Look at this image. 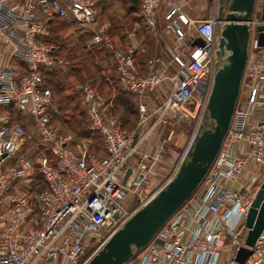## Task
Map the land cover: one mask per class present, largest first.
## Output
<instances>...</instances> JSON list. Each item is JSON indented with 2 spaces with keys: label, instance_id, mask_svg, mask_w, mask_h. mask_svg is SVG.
Instances as JSON below:
<instances>
[{
  "label": "built area",
  "instance_id": "obj_1",
  "mask_svg": "<svg viewBox=\"0 0 264 264\" xmlns=\"http://www.w3.org/2000/svg\"><path fill=\"white\" fill-rule=\"evenodd\" d=\"M162 1L169 0H138L148 26H155ZM260 10L249 24L240 91L221 146L196 189L131 257L135 264H221L225 251L230 263L245 245V216L264 179V45L255 29L264 23ZM96 12L94 0H0V34L9 50L8 61L0 64V264H85L152 196L146 197L141 186L163 154L142 150L148 135L165 115L201 119L217 65L216 19L188 22L172 4L166 27L176 40H188L186 57L173 55V72L159 69L158 57L149 58L140 72L133 49L118 48L98 29L90 40L111 52L119 82L138 95L136 128H122L89 82L80 85L81 102L103 154L89 152L84 143L75 146L72 134L54 127L52 93L42 84L43 72L63 66L64 59L54 52L50 23L63 17L88 30ZM166 78L169 89L151 110L146 95ZM15 112L33 119L34 137ZM26 139H38L50 157L42 152L36 161L22 156L7 163ZM35 163L46 186L32 197L20 184L29 181ZM247 246L243 264H264V226Z\"/></svg>",
  "mask_w": 264,
  "mask_h": 264
},
{
  "label": "water",
  "instance_id": "obj_2",
  "mask_svg": "<svg viewBox=\"0 0 264 264\" xmlns=\"http://www.w3.org/2000/svg\"><path fill=\"white\" fill-rule=\"evenodd\" d=\"M216 67L197 131L173 176L138 207L85 264H124L142 248L167 218L190 196L210 167L228 130L247 58L249 24L256 0H219ZM222 2V3H221ZM260 18L264 19V0ZM264 45V23L255 26ZM196 42L201 43L197 38ZM5 154L2 155L4 157ZM126 170L124 180L129 174ZM123 180V181H124ZM245 245L229 264H243L264 226V179L245 216Z\"/></svg>",
  "mask_w": 264,
  "mask_h": 264
},
{
  "label": "rangeland",
  "instance_id": "obj_3",
  "mask_svg": "<svg viewBox=\"0 0 264 264\" xmlns=\"http://www.w3.org/2000/svg\"><path fill=\"white\" fill-rule=\"evenodd\" d=\"M96 5V17L92 26L86 30L85 35L78 36L77 33L72 32L73 26H68L62 32V35L66 38L67 47L72 48H90L94 44H90L92 34L97 29L104 35L111 39L112 34L122 35L125 38V33L129 30H133L134 23L133 18H138L136 14L130 11V0H94ZM262 0H258L256 5V13L258 12ZM75 26L83 32V27L75 24ZM75 27V28H76ZM82 28V29H81ZM85 32V30H84ZM83 32V33H84ZM82 33V34H83ZM115 38V36H114ZM112 40V39H111ZM118 40V38H117ZM122 40V39H121ZM87 42V43H86ZM115 44V42H114ZM116 45V44H115ZM120 49H125L129 45L125 43L118 44ZM117 46V45H116ZM76 50V51H77ZM61 51V54H60ZM59 54L63 59V66H59L54 69V75L46 77V85L52 93V107L50 109V118L54 127L60 132L70 133L73 136V144L84 143L86 149L89 152H93L97 155L103 154L102 142L100 136L88 128V118L84 106L81 102L80 85L84 82H89L107 101L108 106L112 109L114 105L111 102V98L115 93L114 87L123 88V86L113 76V71L107 63H101V73L95 69V63L98 58H89L83 56L77 59L75 62L68 57V50L60 48ZM80 51L78 50L77 53ZM15 61L13 60L12 63ZM74 62V63H73ZM109 65V64H108ZM107 66V67H105ZM214 71V70H213ZM53 74V73H52ZM102 80L107 81V84ZM170 83L163 84L158 93L152 95V100L147 99L151 108H158L162 102V98L169 89ZM66 94H70V98H66ZM159 94V95H157ZM157 95L160 97H155ZM133 111L131 112L122 105H114L115 116L122 122L124 127L128 130L134 129L138 123V111L137 103L138 97L133 99ZM15 117L21 120L24 124L26 131L34 137V121L28 115L20 113H14ZM151 117L150 120H153ZM200 119L193 118L188 115H165L164 121L161 122L149 135L145 141V146L148 143L155 145V150H160L163 157L153 165L150 166V180L144 183L141 188L146 193V197L153 195L160 187H162L175 173L181 159L185 155L186 149L192 141L194 133L197 131L198 123ZM82 146V145H81ZM44 148L39 144L38 139H26L23 142L12 158H8L7 163H11L22 156H28L32 160H38ZM138 157V155H137ZM136 159V158H135ZM264 174V170H263ZM30 178L29 181H25L20 187L27 190L31 196L35 194L37 190L45 186V181L38 170L37 164L31 168L27 174ZM133 195V191H130V195ZM92 250V245L86 247L85 254H89ZM223 254L221 264H228L230 261L229 255ZM124 264H135V258L129 259Z\"/></svg>",
  "mask_w": 264,
  "mask_h": 264
},
{
  "label": "crops",
  "instance_id": "obj_4",
  "mask_svg": "<svg viewBox=\"0 0 264 264\" xmlns=\"http://www.w3.org/2000/svg\"><path fill=\"white\" fill-rule=\"evenodd\" d=\"M258 0L255 2L254 12L253 15L256 16V5ZM222 3V2H221ZM175 5L179 8V12H183L187 18L188 22L194 23L201 19L210 18L214 15L217 11V7L220 4L219 0H169V1H162L159 6L157 7L156 11V24L154 27L148 26L146 23H140L133 20L134 28L133 30H129L125 33L124 36H121V44L125 43V45H129L133 49V56L137 65V68L140 72H144L147 68V60L151 57H158L159 61L156 63V66L159 69H166L169 72H173L177 65L173 59V55H180V57L185 58L187 54V45L188 40H176L173 34L167 29L166 24L167 20L165 19V14L168 11L170 5ZM261 5V3H259ZM70 25L73 26L72 32L77 33L75 31H79L78 36L85 35L86 30L83 34L78 30L75 26V22L69 21L68 19L64 18ZM52 23V21H51ZM50 23V24H51ZM218 26L219 23L216 22L215 25V33L216 36L218 34ZM76 27V28H75ZM82 29V28H81ZM128 32L131 34L128 35ZM195 37V32L193 27H190V33ZM196 39V38H195ZM119 41V40H118ZM117 47H119L117 45ZM0 48L2 52L0 54V64H4L8 61V54L9 50L7 46H4L2 42V36L0 34ZM13 60H10V64ZM169 83V80L166 78L162 81L161 85L155 88L153 91L149 92L146 95V98L152 100V95L158 93L159 88L165 84ZM159 95V94H157ZM157 95L155 97H157ZM138 97V95H137ZM160 97V96H158ZM157 97V98H158ZM139 99V97H138ZM153 110L154 108H151ZM157 109V108H155ZM154 117V114L151 115ZM150 117V119H151ZM155 145L151 142L145 146V143L142 146V150L146 152H150Z\"/></svg>",
  "mask_w": 264,
  "mask_h": 264
},
{
  "label": "trees",
  "instance_id": "obj_5",
  "mask_svg": "<svg viewBox=\"0 0 264 264\" xmlns=\"http://www.w3.org/2000/svg\"><path fill=\"white\" fill-rule=\"evenodd\" d=\"M130 11L132 13L136 14L137 17H138V18H135L134 17L133 20H135L136 22H140V23L145 24V21L143 20V17H142L141 12H140V6H139V3H138V0H130ZM69 25L70 24L63 17H55L52 20V23L50 24L51 37H52L55 45L57 46L55 48V51L54 52L56 54H59L60 48L61 49L64 48L65 50L67 49L68 50L67 55H68V57L71 58L72 61H74V60L76 61L80 57H81V59H83L82 58L83 56H86V57H89V58H91V57L92 58H94V57L95 58H98L97 59V62L95 63V69L98 71V73H101V69L104 68V67H102L103 64L101 65V63L106 62L107 63V66H110L111 70L114 73L112 77H115L116 80L119 82L118 77H117V74H116L115 69H114V62H113L112 54H111V52L109 50H107V48L104 46L103 43L94 44L90 48H86V47L79 48L78 47V50L80 51L79 53H77V51H78L77 48L74 49L71 46H68L67 47L66 38L64 37V35H62V32ZM111 36H112L111 37L112 41L115 42L116 45H118L119 43H121L120 42L121 41V36L116 35V34L115 35L112 34ZM114 36H115V38H114ZM117 38H118L119 41L117 40ZM60 54H61V51H60ZM99 61L101 63H99ZM107 66H105V67H107ZM51 75H54V70H52V71H44L43 72V83H42L43 86H46L47 87L45 80H46V77L47 76H51ZM100 79L102 80L103 77L100 78ZM103 81L104 80H102V82ZM104 82L107 84V81H104ZM114 89H115V93H114V95L111 98V102H113L114 105H117L118 104V105L124 106L130 112H131V110L133 111V105H134V102H133L134 100L133 99L134 98H137V94H135V93H133V92L125 89L124 87L122 89L121 88H118V87H114ZM65 97L69 99L70 98V94H66ZM108 100H106V101H108ZM114 105L112 106V109L113 110H114V108H113ZM112 109L110 108L111 113L114 114V112L112 111ZM120 125H121L122 128L126 129L124 127V125H123L122 122H120ZM126 130H128V129H126ZM93 132H96V131H93ZM96 133L98 134V132H96ZM38 142L44 148V146L40 143V141H38ZM43 152L47 156L50 157V154L48 153V151L45 148H44V151ZM45 186H46V184H45ZM43 188H40L39 190H41ZM39 190H37V191H39ZM32 197H34V195Z\"/></svg>",
  "mask_w": 264,
  "mask_h": 264
},
{
  "label": "flooded vegetation",
  "instance_id": "obj_6",
  "mask_svg": "<svg viewBox=\"0 0 264 264\" xmlns=\"http://www.w3.org/2000/svg\"><path fill=\"white\" fill-rule=\"evenodd\" d=\"M222 1V0H221ZM217 11L214 13L213 17L216 19V16H217Z\"/></svg>",
  "mask_w": 264,
  "mask_h": 264
}]
</instances>
